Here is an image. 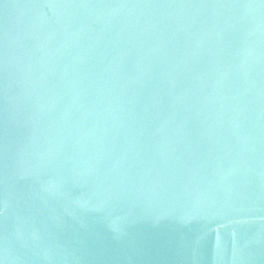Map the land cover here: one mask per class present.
I'll return each instance as SVG.
<instances>
[{"label": "water", "instance_id": "1", "mask_svg": "<svg viewBox=\"0 0 264 264\" xmlns=\"http://www.w3.org/2000/svg\"><path fill=\"white\" fill-rule=\"evenodd\" d=\"M0 264H264V0H0Z\"/></svg>", "mask_w": 264, "mask_h": 264}]
</instances>
